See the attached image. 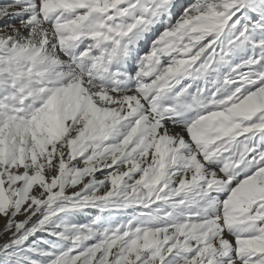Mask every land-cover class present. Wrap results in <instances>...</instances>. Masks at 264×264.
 <instances>
[{
	"label": "snow or ice",
	"instance_id": "6c2138e0",
	"mask_svg": "<svg viewBox=\"0 0 264 264\" xmlns=\"http://www.w3.org/2000/svg\"><path fill=\"white\" fill-rule=\"evenodd\" d=\"M0 264H264V0H0Z\"/></svg>",
	"mask_w": 264,
	"mask_h": 264
},
{
	"label": "bare ground",
	"instance_id": "6f19581e",
	"mask_svg": "<svg viewBox=\"0 0 264 264\" xmlns=\"http://www.w3.org/2000/svg\"><path fill=\"white\" fill-rule=\"evenodd\" d=\"M182 2H187V0H182Z\"/></svg>",
	"mask_w": 264,
	"mask_h": 264
}]
</instances>
